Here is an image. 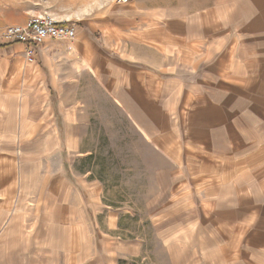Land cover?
I'll list each match as a JSON object with an SVG mask.
<instances>
[{"label": "crops", "instance_id": "crops-1", "mask_svg": "<svg viewBox=\"0 0 264 264\" xmlns=\"http://www.w3.org/2000/svg\"><path fill=\"white\" fill-rule=\"evenodd\" d=\"M45 13L75 23V38L45 41L33 63L23 44L0 40V264H100L78 188L54 185L31 216L29 168L13 159L19 149L61 161L63 140L93 155V105L77 96L85 77V92L118 111L119 180L143 178L132 187L166 206L154 219L168 264H264V0H107Z\"/></svg>", "mask_w": 264, "mask_h": 264}, {"label": "rangeland", "instance_id": "rangeland-1", "mask_svg": "<svg viewBox=\"0 0 264 264\" xmlns=\"http://www.w3.org/2000/svg\"><path fill=\"white\" fill-rule=\"evenodd\" d=\"M106 1L0 0V40L5 41L2 35L9 24H25L26 20L34 14H46L48 10L58 13L85 11L94 4ZM32 9H35V12ZM84 81L87 82L86 77L82 79L83 87L77 96L79 100L87 98L93 105L94 117L86 134L89 140L84 142L93 155L82 157L70 153L67 149V141L64 140L62 150L65 153L61 161L53 157L22 156L21 153L25 151L21 150L20 153L17 149L13 157L15 166L26 165L29 168L23 176L30 183V188L24 193L30 203L24 208L30 214H33V211L37 212L39 205H37L36 198L58 195L57 191L54 192V185L61 184V192L64 193L65 187L71 183L78 188V195L83 202L79 206V212L81 211L82 216L87 218L90 228L93 227L94 255L92 260L94 262L97 261L100 264H168L166 241L164 238L161 239L157 233L154 219V216L161 214L166 206L148 203L149 200H153L150 195L154 190L141 188L144 184H148L143 181V178L140 181H134V174L131 173L130 180H128V173H126V182L119 180L121 164L118 163V155L121 142L118 140V126L116 125L118 111L101 92L94 90L85 92ZM66 98H69V93L66 94ZM62 130L68 132V127L62 125ZM122 146L124 161L126 153L124 141ZM2 154L0 152V164L6 163ZM124 167L123 164L122 168ZM21 175V173L14 174L16 186L13 195L16 197L19 194L21 196ZM137 175L143 176L140 173ZM134 184L141 187L134 188L132 187ZM120 186H125V188ZM157 200L160 198L158 197ZM53 208V205H42L39 212L53 213ZM89 255L90 252L87 257Z\"/></svg>", "mask_w": 264, "mask_h": 264}, {"label": "built area", "instance_id": "built-area-1", "mask_svg": "<svg viewBox=\"0 0 264 264\" xmlns=\"http://www.w3.org/2000/svg\"><path fill=\"white\" fill-rule=\"evenodd\" d=\"M118 1L127 3L131 0ZM76 32L75 23L58 21L46 13L31 16L25 24H9L2 38L7 42L23 44L27 62L33 63L37 48L45 41L70 40L75 38Z\"/></svg>", "mask_w": 264, "mask_h": 264}]
</instances>
